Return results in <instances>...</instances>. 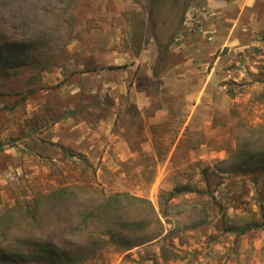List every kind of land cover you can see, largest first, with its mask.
<instances>
[{"label": "rangeland", "instance_id": "obj_1", "mask_svg": "<svg viewBox=\"0 0 264 264\" xmlns=\"http://www.w3.org/2000/svg\"><path fill=\"white\" fill-rule=\"evenodd\" d=\"M258 125L264 0H0V210L76 184L160 221L64 230L68 254L18 264H264V170L219 164Z\"/></svg>", "mask_w": 264, "mask_h": 264}, {"label": "trees", "instance_id": "obj_2", "mask_svg": "<svg viewBox=\"0 0 264 264\" xmlns=\"http://www.w3.org/2000/svg\"><path fill=\"white\" fill-rule=\"evenodd\" d=\"M152 1L158 3L159 0ZM10 47L13 50L27 48L16 43H12ZM252 132L256 137L240 142L227 158L219 161L221 166L227 167L220 173L242 175L264 170V125H258ZM75 158L79 162L83 161L78 156ZM203 175L206 176L205 171ZM186 189L175 188L169 198L175 193L191 192ZM79 190L76 184H59L51 189L35 192L25 200L16 199L10 206L3 205L0 210V262L18 264L22 260L20 263H25L28 260L27 255L30 254L36 259L46 257L48 253L64 256L68 251L60 243L65 241L58 237L64 230L80 231L91 224H101L107 227L109 237L118 236L124 239L125 233L133 235V231L143 229L141 225L145 219L148 225L154 221L160 223L152 204L143 197L127 192L104 194L100 191L96 192L95 197L85 199L81 197ZM130 212L137 215L136 220H127ZM34 230L50 234V238L16 237L10 234L14 231ZM143 243L135 240L131 247L125 246L124 251Z\"/></svg>", "mask_w": 264, "mask_h": 264}, {"label": "crops", "instance_id": "obj_3", "mask_svg": "<svg viewBox=\"0 0 264 264\" xmlns=\"http://www.w3.org/2000/svg\"><path fill=\"white\" fill-rule=\"evenodd\" d=\"M207 7H213L214 9H215V7L213 6V3L211 2V4H208L207 5ZM200 22H203V20L202 21H200ZM217 26V29H219L218 28V24L216 25ZM201 32H203L205 35H208L209 34V40H212V36L211 35H213V34H215V31L214 30H210V31H208V30H203V27L201 28ZM215 37V36H214ZM213 37V38H214Z\"/></svg>", "mask_w": 264, "mask_h": 264}]
</instances>
